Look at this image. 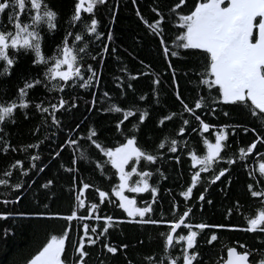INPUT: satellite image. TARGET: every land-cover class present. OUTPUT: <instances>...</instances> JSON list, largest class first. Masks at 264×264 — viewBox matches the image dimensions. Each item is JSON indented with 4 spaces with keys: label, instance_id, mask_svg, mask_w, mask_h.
Segmentation results:
<instances>
[{
    "label": "trees",
    "instance_id": "1",
    "mask_svg": "<svg viewBox=\"0 0 264 264\" xmlns=\"http://www.w3.org/2000/svg\"><path fill=\"white\" fill-rule=\"evenodd\" d=\"M48 2L59 16L55 21L57 30L54 35L45 34L42 38V53L45 56L51 55L55 45L66 33H71L70 43L74 33L79 32L84 44L77 41V45L81 47L88 45L85 52L80 53L83 56L81 63L83 75L77 84L60 92L49 91L45 83L28 89L25 97L29 101L28 106L24 109H15L11 119L6 118L5 122H0V140H7L10 145L6 153L0 152V179L9 181L7 185H0V213L5 214L0 218V264H26L27 259L46 243L51 234H62L64 227L69 228V235L66 237L68 256L65 257L62 253V258L67 259L68 264H72L74 259L79 258L78 253L73 255L74 246L79 245V236H84L87 241L88 235H91L92 239L96 240V237L100 236L99 230L103 228L104 221L96 220L95 217L105 215L116 219L111 221L110 227L105 230L106 237L100 236L95 244L83 245V250L87 253L83 264H129V262L149 264L146 257H151L154 262L160 261L164 254L161 233L168 229V225L129 222L139 221L142 218H128L127 214L117 207L119 200L111 195L113 186L118 184L114 170H110V174L107 170L96 169L94 162H88L95 161L98 156L97 150L85 139L89 127L98 129L112 144L120 139L119 134L115 132V122L122 117V113L104 111L112 104L122 108H132L137 120L136 109L149 113L146 121L137 129L139 143L146 150L153 151L157 155L155 162L145 164L141 160L138 165L140 170L151 172L147 177L149 188L143 193H130L125 189L124 195L135 199L136 206H149L150 203L154 215L146 214V217L153 219L178 218L190 208V215L185 218L190 223L223 222L238 225L239 227L234 229L200 230L194 245L199 254L198 264H222L227 247L231 246L237 251H243L239 247L240 243L256 250L250 256V261L255 264L260 259V250L264 248V233H249L241 231L240 227L246 226L243 214H254V210L259 207L260 198L251 197L247 185L252 184L255 190H264V177L260 176L258 170L254 172V168H258L256 162L261 159L255 153L259 151L264 154V114L258 113L253 116L251 111L243 107L210 105L202 114L200 109L196 111L201 114L202 120L214 125L215 128L210 127L204 133H199L198 128L196 132L192 131V128L197 127L198 122L182 110V105L169 89L173 73L166 70L168 62L165 61V54L160 48L159 37L147 27V24L156 19V13L152 11L150 5L159 7L165 17L162 21L164 38L171 49L173 34H178V30L169 21L167 8L178 0H135V5L133 0H105L94 9L98 21L95 36L87 33L82 23L73 25L67 22L75 0H48ZM193 6L194 0H186V4L180 6V10L186 13ZM137 12L140 13L139 16ZM91 15L83 14L85 22L90 21ZM26 19V16L21 17V20ZM172 20H175L174 16ZM0 24H7L6 15L0 16ZM180 51L181 57L171 58V63L179 69L176 73L179 79V93L185 103L192 106L200 95L207 100L209 90L200 85L203 91L198 95L197 82L200 77L196 73L200 72L202 63L200 58L192 53L199 50ZM184 53L188 54L184 55ZM101 56L103 59L100 58ZM30 59L31 54L19 58L7 75H0V102L18 96L17 87L23 86L21 76L31 75L33 78L43 80L42 68L32 66ZM144 64L149 67L145 69ZM90 65L97 78L92 79L85 88H80L78 84L89 79ZM2 66L3 62L0 61V67ZM140 71L146 72V75L136 76L135 74ZM157 75L159 93L154 96L151 80ZM61 96L67 103L63 110L57 109L54 113L59 121L58 125H54L52 117L47 113L38 112L35 104L58 103V97ZM140 96H144L145 99L140 100ZM73 103L75 107H68ZM213 109L215 111L209 115L208 113ZM169 112L175 113L173 118L158 127L156 121L160 114ZM225 112L228 113L227 116ZM184 118L189 119L191 127L183 125ZM133 122L136 121L128 117L122 127L130 129ZM77 125L79 128L72 134V138L77 135L80 137L77 145L59 148V144L69 138L68 130L76 128ZM182 125L186 128V132L177 136V130ZM220 125L225 127L226 138L222 142L225 147L220 153L225 158L239 156L238 149L246 148L256 135L261 136L262 140L257 142L253 153L248 154L246 158L235 160L231 165L220 159L208 171H198L199 166H193L187 152L203 154L205 148L202 137L214 143L213 132L218 131ZM244 128L249 131L245 132ZM165 136L178 139L183 147H178L174 153L168 151L167 144L157 149V144ZM38 140L41 143L35 149L27 147ZM13 148L15 151L12 150ZM53 151L58 152L56 157L52 156ZM33 152L39 155V159L32 162V166L29 167L30 162L27 157ZM73 158L77 161L75 165ZM17 159L21 161L20 167L27 168L28 171L21 175L19 168H13L10 175H3L8 166ZM220 168H227L228 171L219 179L209 183V178L218 173ZM106 169H110V165H106ZM196 172H198V180L192 184L191 176ZM130 179L135 182L139 177L133 174ZM49 180L52 181L51 184L47 183ZM81 182L91 185L80 194V198L85 201V207L80 208L76 205L77 215H83L86 219L74 218L73 221H66L62 217L73 210ZM15 183H19L21 187L12 188L11 185ZM190 184H192L191 191L189 197L185 199L180 193L188 191ZM152 187L157 189L155 197L151 193ZM96 189L106 191L107 195L103 202ZM201 192L204 193L203 200L197 199ZM17 196L20 199H16ZM237 201L242 210L240 214L235 210L234 202ZM174 202L178 206L176 213L171 211ZM92 203L98 204L99 207L93 213H89L87 207ZM229 207L233 208V211L230 220H226L225 213ZM47 213L59 215L49 216ZM85 225L88 227L85 228ZM92 225L96 226L95 233L92 231ZM186 231L184 230V234ZM212 233H215L217 238L208 243ZM258 237L262 239H257ZM105 242L117 247V253H108L103 247ZM121 244L126 247L120 249ZM171 255L177 257L179 248L172 249ZM164 264H167L166 260ZM194 264H197V261H194Z\"/></svg>",
    "mask_w": 264,
    "mask_h": 264
},
{
    "label": "snow or ice",
    "instance_id": "2",
    "mask_svg": "<svg viewBox=\"0 0 264 264\" xmlns=\"http://www.w3.org/2000/svg\"><path fill=\"white\" fill-rule=\"evenodd\" d=\"M104 2L105 0H75L73 10L67 22L73 25L82 23L87 33L95 36L97 34L96 26L98 21L95 18L94 9L96 5L103 4ZM133 3L135 5V0H133ZM185 4L186 0H178V2H174L171 7L167 8L169 21L178 30V34H173L171 49L164 38L162 21L165 17L159 7L150 5L152 11L156 13V19L152 23L147 24V27L159 37L160 48L165 54V61L168 62L166 70L173 73L169 89L172 91L175 99L182 105V110L189 113L198 122L197 127L192 128V131L196 132L198 128L199 133H204L210 127L215 128L214 125L201 119V114L210 105L219 106L223 104L243 107L251 111L253 116H256L258 113L264 114V0H194V6L184 13L180 10V6ZM83 14H92L90 21L85 22ZM3 15L7 16V24H0V61L3 62V66L0 67V75H7L19 58L31 54L30 64L42 68L41 74L43 80L33 78L31 75L21 76L23 86L17 87L18 96L13 97L11 100L0 102V122H5L6 118L11 119L15 109H24L28 106L29 101L25 99L27 90L34 86L45 83L49 91L60 92L71 87L73 84H77L83 75L81 70L83 56L80 53L85 52L88 47L86 44L84 47L77 45V41L84 44L79 32L74 33L70 43L69 37L71 33H66L60 42L55 45L51 55L45 56L42 53V38L45 34L49 36L54 35L57 30L55 21L59 16V13L49 4L48 0H0V16ZM137 15L139 16L140 13L137 12ZM22 16H26L27 19L21 20ZM173 16L175 20H172ZM141 20L143 21V17H141ZM109 39H111L110 34ZM103 50L101 49V51ZM180 50H199V52L192 53V55L198 56L202 63L200 72L196 73L200 77L197 82L198 95L203 91V89H200V85L204 89L209 90L207 100L203 95H200V98L192 106L185 103L179 93V79L176 75L179 69L171 63V58L181 57L182 53ZM187 54L184 53V55ZM92 58L95 59V57ZM100 58L103 59L102 56ZM148 67L149 65L144 64L145 69ZM88 73L90 74L89 79L84 80L83 83H79L78 86L80 88H85L92 79L97 78V74L91 65L88 67ZM135 75H146V72L140 71ZM158 84L159 79L157 75L151 80L154 96L159 93ZM129 86L131 87V85ZM139 99L144 100L145 97L140 96ZM154 102L158 103V101ZM66 103L61 96L58 97V103H49L47 105L42 102L36 103L35 108L41 114L47 113L52 117V123L58 125L59 121L56 119L54 113L57 109L63 110ZM75 106V103L68 105V107ZM197 109L201 110V114L197 113ZM89 110L91 111V107ZM104 111L122 113V117L118 118L115 122V132L119 134L120 139L117 143L112 144L101 135L98 129L89 127L88 136L85 139L97 150L98 156L95 161L88 162H94L96 169L107 170L110 174V170H114L118 184L113 186L111 195L118 198L119 204L117 207L122 209L128 218H142L139 221L129 222L140 224L164 223L168 225V229L161 233L164 254L161 256L160 261L157 262H154L151 257H146L149 264H164L165 260L167 264H194V261H197L198 264L199 254L194 245L196 244V238L200 230L206 228L234 229L239 226L223 222L219 224L190 223L185 220L190 215V208H187L178 218L171 220L146 217V214L154 215V210L150 206V203L149 206H136L137 201L124 195V190L127 189L130 193H143L149 188L147 177L151 175V172L140 170L138 165L141 160L145 164L155 162L157 155L153 151L146 150L139 143L137 132L138 127L146 121V116L149 113L136 109L138 112L137 120V117L133 115L132 108H122L117 104H112L110 108H106ZM214 111L215 109L208 114L212 115ZM224 114L228 115L227 112ZM174 115L175 113L173 112H169L168 114L161 113L156 121L157 126H163L164 122L170 121ZM128 117H132L133 121H136L131 123L130 129L122 127L124 120ZM25 118H27L26 113ZM183 125L191 127L189 119L184 118ZM183 125L178 128L177 136L186 132V128ZM78 128L79 125L76 128L68 130L69 138L60 143L59 148L63 149L65 146L71 147L77 145V140L80 137L77 135L75 138H72V134L76 133ZM243 130L245 132L249 131L247 128ZM213 135L215 136L214 143L202 137V143L205 148L203 154H194L193 151L187 152L193 166H199L198 171H208L220 159H224L226 163L231 165L235 160L246 158L248 154L253 153L257 142L262 140L261 136L256 135V138L247 144L246 148L240 147L238 149L239 156L225 158L220 155L221 149L225 147L222 143L226 138L225 127L220 125L219 130L214 131ZM39 143L41 141L38 140L35 144H29L27 147L35 149ZM165 144L168 145V151L173 153L177 151L178 147H183L178 139L167 136L161 139L156 147L159 149L164 147ZM9 148L10 145L7 140H0V152L6 153ZM12 150L15 151V148ZM21 150L23 151V147ZM76 150L78 151L79 149L77 148ZM57 155V151L52 152L53 157ZM255 155L260 156L261 159L256 162L258 168H254V172L258 170L260 176L264 177V154L257 151ZM27 158L30 162L29 167H31L32 162L39 159V155L33 152ZM73 164H77L75 158H73ZM106 165H110V169H106ZM20 166L21 161L19 159L15 160L13 164L8 166L3 175H10L13 168H19L20 174L24 175L28 169ZM245 166L247 167V165ZM227 171V168H220L218 173L209 178V183L219 179ZM133 174L139 177L135 182L130 179L133 177ZM197 180L198 172L193 173L191 176L192 184H195ZM8 183V180L0 179V185H7ZM47 183L51 184L52 181L49 180ZM192 184L189 185L188 191L180 193L185 199L189 197ZM90 186L88 183H80L78 188L79 194L75 196L76 203L73 206V210L70 214L62 217L64 220L73 221L74 218L77 220L86 219L83 215H77L76 205L80 208L85 207V201L80 198V194H83L85 189ZM11 187L19 189L21 186L19 183H15ZM247 188L251 197L260 198L258 202L259 207L254 210V214H243L246 226L240 227V230L249 233H264V190H255L252 184H248ZM96 191L101 198V202H103L107 195L106 191L100 189H96ZM151 193L155 197L157 189L152 187ZM16 199H20V197L17 196ZM197 199L203 200L204 193L201 192ZM234 203L236 204V212L240 214L242 210L239 202ZM98 207V204L92 203L87 207V212L93 213ZM177 207V204L174 202L171 206V211L176 213ZM232 211L233 208L231 207L227 209L225 213L226 220H230ZM38 214L45 215V213ZM3 215L5 214L0 213V218ZM47 215L57 216L59 214L47 213ZM95 219H103V228L99 231L100 236L106 237L105 230L110 227V222L116 218L105 215L103 217L96 216ZM84 227L87 228L88 226L85 225ZM184 230H187L186 234H184ZM92 231L93 233L97 231L95 225H92ZM68 235V227L63 228L62 234H51L46 243H43V246L30 259H27L26 264H68V260L62 258V253L65 254V257L68 256V249L66 247V237ZM100 236H97L96 240H99ZM216 238V234L212 233L208 243H211ZM78 239L79 245L74 246L73 255L78 253L79 258L74 259L72 264H83L84 258L87 255L86 251L83 250V245L85 243L89 245L96 243V240H93L91 235H88L87 241H85L84 236H79ZM257 239L262 238L258 237ZM103 247L108 253L115 254L118 251L117 247L111 246L107 242L103 244ZM119 247L120 249H124L126 245L121 244ZM177 247L179 248V255L173 257L171 250ZM239 247L243 251H237L235 247H227V259L223 260V264H252L249 257L256 250L250 249L243 243H240ZM259 255L260 259L255 264H264V248L260 250Z\"/></svg>",
    "mask_w": 264,
    "mask_h": 264
},
{
    "label": "water",
    "instance_id": "3",
    "mask_svg": "<svg viewBox=\"0 0 264 264\" xmlns=\"http://www.w3.org/2000/svg\"><path fill=\"white\" fill-rule=\"evenodd\" d=\"M175 234V233H174ZM237 250V249H236ZM225 259H227V251H226V253H225ZM224 259V260H225ZM249 260H250V257H249ZM222 264H223V262H222Z\"/></svg>",
    "mask_w": 264,
    "mask_h": 264
},
{
    "label": "flooded vegetation",
    "instance_id": "4",
    "mask_svg": "<svg viewBox=\"0 0 264 264\" xmlns=\"http://www.w3.org/2000/svg\"><path fill=\"white\" fill-rule=\"evenodd\" d=\"M253 264V263H252Z\"/></svg>",
    "mask_w": 264,
    "mask_h": 264
}]
</instances>
